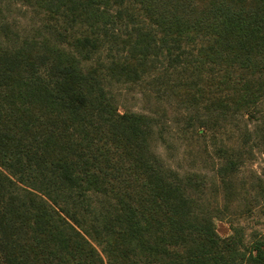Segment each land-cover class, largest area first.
<instances>
[{"label": "trees", "instance_id": "trees-1", "mask_svg": "<svg viewBox=\"0 0 264 264\" xmlns=\"http://www.w3.org/2000/svg\"><path fill=\"white\" fill-rule=\"evenodd\" d=\"M12 1L38 25L0 19V264H264L238 221L264 208V0ZM144 80L180 160L159 115L118 111Z\"/></svg>", "mask_w": 264, "mask_h": 264}, {"label": "rangeland", "instance_id": "rangeland-1", "mask_svg": "<svg viewBox=\"0 0 264 264\" xmlns=\"http://www.w3.org/2000/svg\"><path fill=\"white\" fill-rule=\"evenodd\" d=\"M0 19H5L6 22L10 23L19 34L32 36L35 34L33 30L34 26H37L38 18L32 14L30 8L25 7L21 2H14L12 0H0ZM151 83L148 81H143L139 84H120L115 86V95L116 103L118 104V111L122 113L123 111H136L141 113H151L159 115L161 121L164 122L166 130H164V136L167 142H164V145L168 146L167 148L161 144V141H157V148L162 156L172 160H180L181 150L184 148V143L180 140L179 136L172 134L176 130L182 129L183 119L181 120L180 115H176V110L169 106H164L162 104H154L155 99L148 96L147 89L151 88ZM160 106V107H157ZM159 108V109H157ZM261 108L264 109V104L261 105ZM240 122L245 126L248 125L249 130H253L255 126V121H246L239 118ZM232 132L228 131L226 136L224 135L220 140H218L214 145V152L218 149V146L221 145V142L228 143L231 138ZM255 135V132L252 133ZM199 149L202 150V147ZM211 150V148H210ZM213 149L211 150V152ZM253 158L250 162H247L245 165V175H248V172L257 171L258 173L264 174V142L260 147L254 148ZM213 152V154H214ZM174 158V159H173ZM173 166H177L176 162L170 161ZM189 161L183 159V162H178L179 166L184 169L189 166ZM176 164V165H175ZM198 166L201 167L200 170L205 172L206 163L201 159L198 163ZM264 179V178H263ZM258 195V194H256ZM254 219L241 217L239 221L240 225H244V237L242 243L245 247L250 245L249 234L252 229L263 230L264 229V208H258L255 213ZM216 232L219 236L225 237L228 236L231 232V227L226 220H217L215 222Z\"/></svg>", "mask_w": 264, "mask_h": 264}]
</instances>
